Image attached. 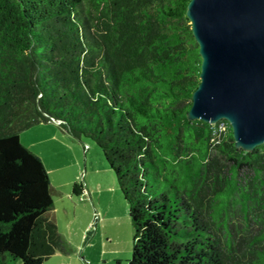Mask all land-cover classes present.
<instances>
[{"label":"trees","instance_id":"1","mask_svg":"<svg viewBox=\"0 0 264 264\" xmlns=\"http://www.w3.org/2000/svg\"><path fill=\"white\" fill-rule=\"evenodd\" d=\"M188 2L0 0V264L70 251L48 214L47 171L19 138L56 121L115 176L127 264H264V144L243 151L225 120L186 117L200 70ZM237 214L256 227L246 260Z\"/></svg>","mask_w":264,"mask_h":264},{"label":"rangeland","instance_id":"2","mask_svg":"<svg viewBox=\"0 0 264 264\" xmlns=\"http://www.w3.org/2000/svg\"><path fill=\"white\" fill-rule=\"evenodd\" d=\"M52 131L53 135L43 125L19 133L20 142L39 156L47 171L52 199L48 214L70 248L67 255L57 252L42 264H127L132 249L128 207L101 150L89 137L75 139ZM74 183L83 184L81 195L72 194ZM232 220L239 230L238 239L243 235L240 231H247L248 241L241 240L236 247L237 257L246 260L256 227L250 222L245 229L244 215L237 214ZM223 249L229 257L231 252Z\"/></svg>","mask_w":264,"mask_h":264},{"label":"water","instance_id":"3","mask_svg":"<svg viewBox=\"0 0 264 264\" xmlns=\"http://www.w3.org/2000/svg\"><path fill=\"white\" fill-rule=\"evenodd\" d=\"M185 15L200 56L186 117L225 120L250 152L264 144V0H189Z\"/></svg>","mask_w":264,"mask_h":264},{"label":"crops","instance_id":"4","mask_svg":"<svg viewBox=\"0 0 264 264\" xmlns=\"http://www.w3.org/2000/svg\"><path fill=\"white\" fill-rule=\"evenodd\" d=\"M43 125L47 126V129L49 131H51L52 135L55 133V131H52V130H56V132H57V130H60L62 132V134H65L66 136L68 135V133L64 129H62L57 123H54V122L39 124V125H35V126H43ZM87 236H88V234H87Z\"/></svg>","mask_w":264,"mask_h":264},{"label":"built area","instance_id":"5","mask_svg":"<svg viewBox=\"0 0 264 264\" xmlns=\"http://www.w3.org/2000/svg\"><path fill=\"white\" fill-rule=\"evenodd\" d=\"M220 129H223L224 128V126H222V125H220V127H219ZM84 192V191H83Z\"/></svg>","mask_w":264,"mask_h":264}]
</instances>
